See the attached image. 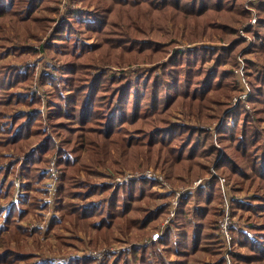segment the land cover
<instances>
[{
    "label": "trees",
    "instance_id": "1",
    "mask_svg": "<svg viewBox=\"0 0 264 264\" xmlns=\"http://www.w3.org/2000/svg\"><path fill=\"white\" fill-rule=\"evenodd\" d=\"M60 2L0 0V37L3 18L12 16L11 27L20 36L31 35L38 41L36 47L22 48L0 42V151L12 148L16 157L9 161H22L17 177L30 198L28 202L18 191L19 200L5 211L0 264H21L31 257L20 243L25 236H38L40 230L25 226L21 219L33 204L49 207L29 191L37 190L53 154L62 182L56 208L50 205L59 213H54L45 232L68 221L65 229L71 232L95 230L110 232V237L115 229L122 234H152L149 228H155L169 210L163 200L166 194L154 190V180L139 177L92 187L74 180L81 170L87 176L98 173L111 149L128 164L137 161L141 169L146 165L168 169L172 183L187 184L190 176L189 180L204 179L181 194L172 227L157 242L131 244L111 262L100 264H264V65L247 61L253 69L246 73L250 93L247 100L234 101L242 92L236 69L245 42L237 34L239 24L250 17L245 0H83L95 6L70 8L62 19L53 16ZM256 5L258 19L246 29L254 35L248 49L264 61V0ZM112 15L119 22H113ZM53 23L58 26L43 42L39 32ZM92 34L96 42L84 41ZM171 34L189 39L218 34L227 43L178 48L168 56L169 43L174 41L168 39ZM27 49L36 55L54 51L52 57L57 59L54 72L40 76L53 88L47 93L45 113L38 94L28 96L19 90L32 80L35 66L15 64L7 57L10 50L21 57ZM139 58H148L152 65L146 68L147 76L137 81L123 82L124 75L104 70L106 63H132ZM12 104L37 105V111L19 112L3 121L5 106ZM177 107L211 124L200 127L176 121ZM48 126L53 135L46 136ZM120 158H112L111 163L118 167ZM12 183L0 198H18ZM85 183L87 189L79 190ZM98 191L105 194L102 200L87 203ZM158 198L161 202L155 201ZM226 216L228 258L220 232ZM76 255L64 264H94L92 256Z\"/></svg>",
    "mask_w": 264,
    "mask_h": 264
},
{
    "label": "rangeland",
    "instance_id": "2",
    "mask_svg": "<svg viewBox=\"0 0 264 264\" xmlns=\"http://www.w3.org/2000/svg\"><path fill=\"white\" fill-rule=\"evenodd\" d=\"M258 2L259 0H254V1L245 0V7L247 10H249L250 17L247 20H244L238 26L237 37L240 39H243L245 42L238 56H240L244 61V68L246 69V73L253 72V69L247 65V61L254 62L255 65L257 66L264 65V61H262L260 57H257V55L253 51L249 52L248 48L249 46H251L252 42L249 43L247 38L242 36L239 31L240 28H243L244 24L249 21L253 13H255L258 19V13H257L258 8L256 7L257 6L256 4ZM51 5H54V3H52ZM93 6H95L94 3H92L91 6H87L86 4L83 3V0H61V2L59 3L58 14H53V16H57V18L61 17L62 19L64 16H66L67 14L66 12L70 10V8L76 9V10H84L83 7L92 8ZM111 20L113 22H119V17H117V15L116 16L112 15ZM13 22H15V19L12 16H7L3 18L2 24H3L4 35L0 37V42L4 43L5 46H9V47L22 48L23 45H26V44L34 45L36 47L38 45L37 38L31 37V35L28 36L26 34L25 36H20V34H18L11 27V24ZM55 26H56V23H53L51 27L49 26L46 29V31L43 30L39 32V35H41V39L43 42L46 41L51 36L50 34L55 29ZM246 29L248 28H245V33L247 34V37L249 38L251 37L253 40L254 35L248 32ZM168 39L174 40L173 42L169 43L170 47H169L168 56L171 55L174 52V50L178 48L183 49V48H188V47H194L196 45L209 46V47L222 46V45H226L225 43H227L226 41L220 39L218 34H214L212 38H208V36H203L202 38L196 37L193 39L186 38L182 36V34L177 35V36L174 34H171ZM84 41L88 43H92V42H96L97 38L94 34H92L89 38L84 39ZM3 48L4 50H6L5 47ZM21 52H22L21 57H18L16 54V51L10 50L7 57H10L12 62L15 64L29 63L31 64V66H35V71H34L32 80L28 82L27 84L20 86L19 90L21 92H24L25 93L24 95H28V96H30L31 94H38L42 101V103L41 102L38 103V104H41L40 110L44 109V113H45L46 112L45 106L47 105V93L48 91L49 92L52 91L53 88L49 81L44 82L43 80H41L40 76L43 73H48L49 71L54 72L53 60H57V59L52 57V55L55 52L52 51L53 52L52 54L50 53L47 54V53H44L45 51L44 52L41 51L42 54L40 53L37 55L32 54V52L28 49L22 50ZM151 65L152 64L149 62L148 58H145V59L139 58L138 61L132 62V63H106L104 64L105 66L104 70L105 72L109 74L115 73L117 75H124L125 80L123 79V82L129 81V80L137 81L140 77L145 78L147 76L146 68L150 67ZM240 87H241V84H240ZM26 92H30V93H26ZM31 109L34 111H37V105H34V106L25 105V104L6 105L5 106V117L3 118V121H9L13 114L29 111ZM173 112H174L173 118L176 121L185 120L190 123L198 124L200 127L211 124L209 122L198 121L197 118H195L193 114L189 115V111L182 107H177L173 109ZM44 123H47L49 125V120L47 121L44 120ZM51 133H52L51 128L48 126L46 130V136H48V134L53 135ZM43 139L45 138L43 137L41 141ZM41 141L38 143H41ZM55 156L56 155L54 154L49 155L48 156L49 159L47 160L46 164L49 163L50 165V163L53 161L52 162V164L54 163L53 168H55V173L57 174V176L56 174L54 175L53 168L47 171L46 173L44 172V179H42V181H40V183L37 184V190L30 189L29 192L33 197L36 196L38 201L42 200V202H44V200H46L47 198H50L52 201V204H54L56 208L57 206L56 199L58 198L57 189L62 182V179H61L62 172H61L60 166L58 165V160H56ZM14 157H16V154L12 148L5 149L4 151L2 150L0 151V169H1L0 170V193L3 194L5 188L12 181H14V183H12V188L15 186V192H16L17 181L19 180L20 183L18 182V184L20 185L18 187V190L20 192V197H23V196L26 197L27 201L29 202L30 198L26 196L27 193L24 192V189L21 188V184H23V181L17 177V173L20 172L22 161L20 160V162H18L17 164H15L13 161H9V160H13ZM114 157L120 158L119 156H117V152H115L114 149H111L110 158H108V161L106 162V164L99 167L100 171L98 173H91L87 176L86 173L81 170V172H79L78 174L79 176H77L74 180L79 181V182L81 180H82L81 182L83 181L88 182L87 183L88 186L85 183V185L83 186L79 185L78 189L84 190V189H87L85 188L86 186L92 187L93 185L102 186L103 184H106V183L109 184L113 182L115 178L120 177L121 175H124L125 173L136 174L137 172H144L146 170H152L153 172L160 173L164 176V179H165L164 181H161L159 179L157 180L152 179L155 182L153 188L154 190H156L157 193L166 194V198H163V200L167 201L168 204H170V202L175 196L174 189L185 187V186L189 187L195 184L197 180L204 179V178H197L194 180H189V179H193V177L190 176L188 177V179L185 180V181L188 180V182H186L187 184H182L178 180L172 183L166 175L168 169L162 170L161 168L154 167L153 165H146L145 169H141V167L137 164V161H135L134 163L128 164L127 160H124L122 158H120V162H119L120 165H117L118 167H116L115 164L111 163L112 158ZM122 160H124L125 162L123 163ZM52 178H54L56 186L55 188L54 187L52 188V191L50 193H48L49 187H50L49 183L51 184V182L52 183L54 182ZM137 178L139 177L131 178L128 181H125L122 183H126V182H129ZM119 183L120 182L113 183V184L115 185ZM167 185L170 186V188H172L173 192H168L166 190ZM242 193L245 194L248 192L244 190L242 191ZM104 195L105 194L103 193V191H98L97 193L90 195V197L86 199V202L89 204H93L94 202L97 203L99 202L100 199L102 200ZM180 198H181V195L179 196V200ZM11 199L12 198H7L6 196L0 198V225H2L6 220V215L4 216L2 206L3 204L9 203ZM17 199L19 200V196L18 198H16V201ZM155 201L161 202V199L158 198ZM28 202L26 206L28 205ZM33 205L28 208V210L31 212L22 216L21 222L25 226H29L30 228H32V230H40V231L37 233L38 236L35 234H31V235L25 236V238L23 237L24 239L21 240V243H20L21 247L23 249H26V251L31 254V257L29 258V260L27 261L23 259L20 260L21 264H44L45 262L51 261V260H53L54 262L56 261L58 263L64 264L65 262L64 260L71 258L74 254H78V256H84L83 253L86 252L87 249L100 250L104 248V246L109 247L111 245L119 246V247H122L124 245L129 246V244L142 243L141 241H143L144 238L149 236L148 233L143 236H137L139 234L135 235L132 232L122 234L118 230H115V229H113L112 235L110 237H109L110 232L106 234L103 232H97L95 230L91 231L90 233H85L84 231H81V230L71 232L70 230L65 229V225L70 226V223L68 221H64L62 224L59 223L52 229H49L48 231L45 232L44 229L48 227V225L50 226L51 220L55 217L54 213L58 214L59 211L58 209L52 208L50 203H48L49 207L46 206L45 208H41L40 206L33 207ZM24 209H25V206L21 205L20 210H24ZM168 209H169V206H168ZM47 215L49 219H47ZM165 216L159 221V223L157 224L155 228L159 227V225L161 224ZM43 222H45V224H43ZM155 228H152V229L149 228L148 231L155 232L156 231L154 230ZM59 234L62 235L61 238L57 237ZM67 236H69L70 238L75 236V238L67 240L68 238ZM66 240H67L66 243H61V242H65ZM121 250L123 249L120 248L119 250L110 252L105 260L111 262L115 258V256H117L118 252H120ZM230 251H231V246H230ZM93 262L94 264H100L98 263L96 259H94Z\"/></svg>",
    "mask_w": 264,
    "mask_h": 264
},
{
    "label": "built area",
    "instance_id": "3",
    "mask_svg": "<svg viewBox=\"0 0 264 264\" xmlns=\"http://www.w3.org/2000/svg\"><path fill=\"white\" fill-rule=\"evenodd\" d=\"M256 21H257V17L255 15V13H253V15L249 19V21L246 22L244 24V27L240 28V30H239L241 35L244 36L245 38H247L249 43L253 42V40H252L251 37L250 38L247 37V34L245 33V28H247L250 25H253ZM236 73H237L238 80H239V82L241 84V87H242V92H240V94L238 96L234 97V101H237L239 99L247 100L248 96H249V93H250V86L248 85V81L246 79V69L244 68V61H243V59L240 56H239V64H238V68L236 69ZM247 107H248V105H247ZM41 111L44 112V109L41 110ZM52 162L50 163V165L48 164L47 171L51 170L54 167V163L52 164ZM53 173H54V175L56 174L55 173V168H53ZM56 176H57V174H56ZM135 177H148V178L156 179V180L159 179L161 181L165 180L164 176L162 174L153 172L152 170H146L144 172H137L136 174H127V173H125L124 175H121L120 177L115 178L113 180V183H117V182L122 183V182L128 181L129 179L135 178ZM52 180L54 182L53 183L51 182V184L49 183L51 188L48 186L49 187L48 193H50L52 191V188L53 187L55 188V186H56L54 178H52ZM18 182H19V180L17 181L16 195H17V193L19 191L18 187L20 185V184H18ZM202 182H203V180L199 179L192 186H189V187L185 186V187L174 189L175 196H174V198L172 199V201L169 204V210H168L167 215L162 220V222L159 225V227L154 229L156 231L152 232V234H150L148 237L144 238L143 241H141L143 244H152L154 242H157L172 227V221L174 220V217H175L176 208H177L178 201H179V196L182 193H184V192H186L188 190L196 188L197 186L202 184ZM168 185H167V189L166 190L168 192H173L172 188H170V186H168ZM50 195H52V194H50ZM17 197H18V195H17ZM15 201H16V197L14 199H12L9 203L3 204L2 207H3L4 216L7 213L5 211L10 207V204L12 202H15ZM44 201L47 202V203H52L50 198H47ZM224 207H225L226 210L228 209V199L227 198H225ZM47 219H49L48 215H47ZM228 225H229V218L226 216L222 220V222L220 224V232H221V235H222V237H223V239H224V241L226 243V246H227L226 247V257L227 258H228V253L230 251V233H229ZM129 245H131V244H129ZM127 246L128 245H124L122 247H119V246H112L111 245L109 247H105L104 246V248H102L100 250L87 249V251L84 252L83 254H84V256H86V255L92 256L99 263L100 261L105 260L110 252L119 250L120 248L124 249ZM77 256H78V254H77ZM228 264H230V261H228Z\"/></svg>",
    "mask_w": 264,
    "mask_h": 264
}]
</instances>
